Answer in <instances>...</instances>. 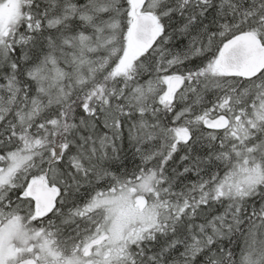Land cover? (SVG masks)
<instances>
[{
    "label": "snow or ice",
    "instance_id": "obj_1",
    "mask_svg": "<svg viewBox=\"0 0 264 264\" xmlns=\"http://www.w3.org/2000/svg\"><path fill=\"white\" fill-rule=\"evenodd\" d=\"M0 264H264V0H0Z\"/></svg>",
    "mask_w": 264,
    "mask_h": 264
}]
</instances>
